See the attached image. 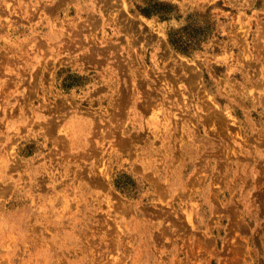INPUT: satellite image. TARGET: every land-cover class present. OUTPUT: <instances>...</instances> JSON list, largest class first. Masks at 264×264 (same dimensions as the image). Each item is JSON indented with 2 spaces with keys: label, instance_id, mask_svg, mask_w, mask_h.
Segmentation results:
<instances>
[{
  "label": "rangeland",
  "instance_id": "374dc122",
  "mask_svg": "<svg viewBox=\"0 0 264 264\" xmlns=\"http://www.w3.org/2000/svg\"><path fill=\"white\" fill-rule=\"evenodd\" d=\"M0 264H264V0H0Z\"/></svg>",
  "mask_w": 264,
  "mask_h": 264
}]
</instances>
